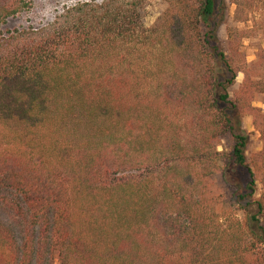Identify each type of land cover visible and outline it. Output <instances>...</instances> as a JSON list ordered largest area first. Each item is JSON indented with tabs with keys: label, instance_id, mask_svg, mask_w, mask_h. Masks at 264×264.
<instances>
[{
	"label": "trees",
	"instance_id": "obj_1",
	"mask_svg": "<svg viewBox=\"0 0 264 264\" xmlns=\"http://www.w3.org/2000/svg\"><path fill=\"white\" fill-rule=\"evenodd\" d=\"M146 1L0 30V264H264V57L239 49L264 0L226 43L245 0H162L151 28ZM26 8L0 0V29Z\"/></svg>",
	"mask_w": 264,
	"mask_h": 264
},
{
	"label": "rangeland",
	"instance_id": "obj_2",
	"mask_svg": "<svg viewBox=\"0 0 264 264\" xmlns=\"http://www.w3.org/2000/svg\"><path fill=\"white\" fill-rule=\"evenodd\" d=\"M27 6L24 12L18 16L9 19L5 25L1 27L2 34L6 35L14 31H23L29 29H40L51 23L64 9L74 6L77 3L96 2L101 3L103 0H23ZM228 17L227 23L219 31V39L226 43L227 30L232 29L236 36H243L246 30H253L255 21L250 15L251 7L249 3L244 1L240 5L227 2ZM166 10V5L162 0H147L143 9V23L146 28L153 27L159 20L160 16ZM261 32V31H260ZM257 29H254L250 36L246 39H240V51L244 55L246 64L251 65L257 62L260 56L264 57V36ZM244 76L240 74L237 78L236 85L230 90L231 95L242 84ZM255 108L261 110L264 114V97H258L253 103ZM243 130L248 136L249 141L246 149L247 159L259 153L262 150V140L259 132L253 125L252 117L243 118ZM231 141L225 138L221 141L218 150L229 151ZM261 194V186L258 187L256 197ZM57 264V263H56Z\"/></svg>",
	"mask_w": 264,
	"mask_h": 264
}]
</instances>
